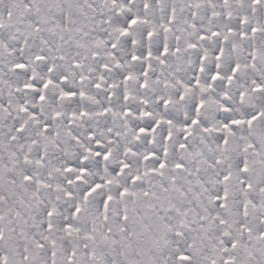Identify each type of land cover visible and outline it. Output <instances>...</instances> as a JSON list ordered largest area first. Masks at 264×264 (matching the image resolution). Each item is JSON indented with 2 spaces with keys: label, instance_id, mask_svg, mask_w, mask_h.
I'll return each mask as SVG.
<instances>
[{
  "label": "snow or ice",
  "instance_id": "snow-or-ice-1",
  "mask_svg": "<svg viewBox=\"0 0 264 264\" xmlns=\"http://www.w3.org/2000/svg\"><path fill=\"white\" fill-rule=\"evenodd\" d=\"M0 264H264V0H0Z\"/></svg>",
  "mask_w": 264,
  "mask_h": 264
}]
</instances>
